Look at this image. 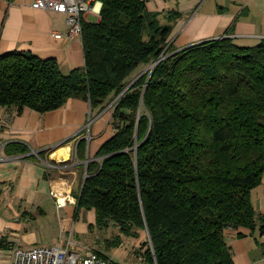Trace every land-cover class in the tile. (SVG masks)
Segmentation results:
<instances>
[{
	"label": "trees",
	"instance_id": "trees-1",
	"mask_svg": "<svg viewBox=\"0 0 264 264\" xmlns=\"http://www.w3.org/2000/svg\"><path fill=\"white\" fill-rule=\"evenodd\" d=\"M99 1V20L82 24L84 67L65 74L55 58L0 55V107L45 113L81 99L99 113L112 103L115 131L86 165L77 211L94 210L98 226L126 236L145 231L137 252L149 264H235L224 230L255 228L250 195L264 174V40L178 50L177 11L161 24L148 0ZM5 152L29 149L10 142Z\"/></svg>",
	"mask_w": 264,
	"mask_h": 264
},
{
	"label": "crops",
	"instance_id": "crops-1",
	"mask_svg": "<svg viewBox=\"0 0 264 264\" xmlns=\"http://www.w3.org/2000/svg\"><path fill=\"white\" fill-rule=\"evenodd\" d=\"M100 8L101 3L96 7L97 21ZM147 8L159 12L161 24L167 22L172 10L180 14L170 35V43L178 50L225 36L241 46L257 45L264 40V0H148ZM232 25V34L227 35L226 30ZM68 29L63 13L32 8L29 0H0V55L22 51L55 58L61 71L69 73L73 68L84 67L85 57L82 38H69L65 35ZM55 33L64 35L55 37ZM110 105L99 113L81 99H70L62 107L45 113L26 107L17 114L15 108L0 107V144L20 142L28 146V153L53 149L45 159L38 155L9 156L5 147L1 150L0 264H12L14 246H65L79 218L81 232L96 223L94 210L77 211L76 205L86 161L93 159L103 142L114 134ZM82 140L80 156L77 145ZM54 153L57 158L52 157ZM42 160L52 166H45ZM55 184L59 198L66 199L64 206L58 207L51 195ZM250 196L256 213L255 228L224 230L235 264H264V229L260 230L264 225V174ZM73 245L77 243L71 242V250L84 255L87 248L76 251ZM121 251L112 255L101 253L119 264L115 255ZM136 254L149 264L140 253Z\"/></svg>",
	"mask_w": 264,
	"mask_h": 264
},
{
	"label": "built area",
	"instance_id": "built-area-1",
	"mask_svg": "<svg viewBox=\"0 0 264 264\" xmlns=\"http://www.w3.org/2000/svg\"><path fill=\"white\" fill-rule=\"evenodd\" d=\"M12 3L13 0H5ZM32 8L52 10L67 16L69 29L65 33L69 38L82 37V24L87 21V16H98L96 7L99 0H29ZM64 35V34H63ZM55 33V37L63 36ZM13 142V141H11ZM10 142L0 144L1 150ZM38 155V154H36ZM17 156V155H11ZM19 156V155H18ZM28 156V155H20ZM45 166H52L48 161H43ZM87 163V162H86ZM57 184V183H56ZM51 190V195L56 198L58 207L64 206L66 199L59 198L57 185ZM12 264H116L110 257L106 258L97 253V250L88 248L84 255L71 250V242L65 246L35 245L31 247L14 246L12 249Z\"/></svg>",
	"mask_w": 264,
	"mask_h": 264
},
{
	"label": "rangeland",
	"instance_id": "rangeland-1",
	"mask_svg": "<svg viewBox=\"0 0 264 264\" xmlns=\"http://www.w3.org/2000/svg\"><path fill=\"white\" fill-rule=\"evenodd\" d=\"M97 19V16H87L88 21L95 22L97 21ZM148 68L149 67H147V69ZM86 162L88 163V161ZM40 223L41 221H39V224ZM76 223V230L74 233H72V236L70 235V242L77 243V245H73V248L76 251L82 249L84 250L86 248H96L97 250H100L103 253H108L112 255V253H116L119 249H121L122 251L115 255V260L119 262V264H146L141 258V256L138 257L136 254L138 253L137 251L141 247L142 239L145 238V231H141V238H135L133 236H126L124 234H121L119 229L114 225H109L108 227H101L94 223L93 225L89 224V226H87V230L81 232L78 231V227L81 224V219L79 218ZM116 237H119L121 244L118 247L110 246L109 248H107L106 241L113 240Z\"/></svg>",
	"mask_w": 264,
	"mask_h": 264
},
{
	"label": "water",
	"instance_id": "water-1",
	"mask_svg": "<svg viewBox=\"0 0 264 264\" xmlns=\"http://www.w3.org/2000/svg\"><path fill=\"white\" fill-rule=\"evenodd\" d=\"M160 59H162V56L154 63V64H152L151 66H150V68L151 69H153L155 66H156V64L160 61ZM151 72H152V70H151ZM151 72H150V74H151ZM141 75V74H140ZM149 77H150V75H149ZM149 77H148V79H149ZM39 152L38 151H35V150H32L30 153H28V154H26V155H28V156H30V155H36V154H38ZM86 177H87V172H86V170H85V177H84V180H83V184H82V188H81V191H82V189H83V186H84V183H85V179H86ZM147 235L149 236V234H148V232H147Z\"/></svg>",
	"mask_w": 264,
	"mask_h": 264
},
{
	"label": "bare ground",
	"instance_id": "bare-ground-1",
	"mask_svg": "<svg viewBox=\"0 0 264 264\" xmlns=\"http://www.w3.org/2000/svg\"><path fill=\"white\" fill-rule=\"evenodd\" d=\"M52 157H53V158H57L58 155H57L56 153H54Z\"/></svg>",
	"mask_w": 264,
	"mask_h": 264
}]
</instances>
